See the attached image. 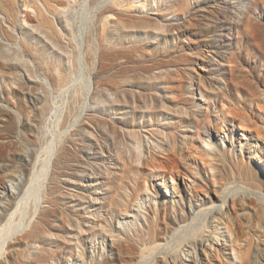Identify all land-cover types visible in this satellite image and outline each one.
<instances>
[{
    "label": "rangeland",
    "instance_id": "1",
    "mask_svg": "<svg viewBox=\"0 0 264 264\" xmlns=\"http://www.w3.org/2000/svg\"><path fill=\"white\" fill-rule=\"evenodd\" d=\"M55 69L62 88L49 83ZM37 96L48 110L34 128ZM92 107L117 120L80 136L112 159L109 197L94 208L115 215L122 183L148 191L139 221L162 246L104 262L107 242L88 239L78 250L96 253L77 262L47 235L34 243L56 250L47 264H264V0H0V114H11L0 126V264L28 249L60 143Z\"/></svg>",
    "mask_w": 264,
    "mask_h": 264
},
{
    "label": "bare ground",
    "instance_id": "2",
    "mask_svg": "<svg viewBox=\"0 0 264 264\" xmlns=\"http://www.w3.org/2000/svg\"><path fill=\"white\" fill-rule=\"evenodd\" d=\"M9 13L10 16H13L11 11H9ZM48 78L50 81L49 83L54 88H62L67 80V75L58 72L55 69L49 72ZM40 97L45 96H37L36 98L32 97V99H34L31 106L33 116L30 118V122L28 121L30 127L38 128L43 116L47 113L48 104L45 99ZM10 116L11 114L8 112L0 114V126L2 124L4 125V123L9 120ZM116 121L115 117L111 118L110 115L99 112L92 107L88 110L87 118L85 117L82 124L77 123L78 126H72L71 124L72 128L69 127V134L67 136L65 135V139L60 143L61 146L59 150L57 149L58 151L56 152L53 162L51 160L52 163L49 168V179L45 188L47 193V199L45 201L46 206L42 207L43 210H40L42 212L40 213L39 211V215L36 218L33 216L29 228L24 233V237L29 244L27 246L28 249L24 254L18 253L19 251L17 252L18 264H47L48 262L54 261L56 250L49 246L51 244H45L40 241L43 244L36 247L40 244H37L39 239L42 236L44 237L47 235L51 236V238L54 237L51 242L58 246L56 249L62 247L65 250V253L70 257L71 252L75 251L77 257H74L73 259L77 262L81 260L80 257L90 256L91 259L92 253H96L94 250L91 252V250L94 249L93 245L89 247L84 246L85 248L82 249L83 253L81 252V249V251L78 250L81 242L84 245V240L86 241L88 239L93 240L101 238L107 242L109 255L107 254L108 256H105L104 254V260H102L104 262L105 259L116 258V254L120 256L124 249H129L130 247L140 248L144 242H147L151 246V250H157L162 246V243H159L157 238H153L154 230L152 233L149 229H147L148 231L145 230L146 227H142V224H140L142 221H139L140 218H143L141 217V214H139L141 212V201L146 200L149 197L148 191H145L144 194L140 195H137V192L128 193V185L125 186L124 183L121 182L122 184H119L116 188L120 198L113 202L116 205L115 209L117 210L115 215L110 214L109 210L103 206H99V209L94 208L96 205L102 204L99 203L101 202V199L107 200L109 197L108 191L104 192L106 189L102 188V184L103 180L112 174L111 167L106 165L107 161L112 165V159H110L109 155L105 157L108 153L109 146L100 145L98 141H95L96 139H94V141L95 146L97 147V152H94L93 154H91L92 152H87V150H85L86 145L84 146V141H82V137L80 138V136H88L89 127H92L91 129H94L93 126L100 127L103 125L104 127L105 123L107 129L105 131H98L95 134L99 137L100 134L108 132V129H113ZM31 122L34 124L32 125ZM91 136L92 135L89 136L90 139H92ZM92 137L94 138V136ZM147 159L149 158H146L143 161H149ZM93 161L100 162L101 164L94 165ZM91 162H93V164ZM143 163L149 165V162ZM58 199H61L63 204L58 211L61 216L58 217L59 219L54 223V217H56L55 214L57 212H54V210H56L55 203ZM208 203L211 204L210 207H207ZM208 203L200 205L197 209L208 211L209 209L212 210L213 207L215 208L213 202ZM181 224L177 223L174 230L182 228ZM149 228L151 229V227ZM34 243L37 245H34ZM194 245L197 250L207 246V244L200 239L195 240ZM192 259H195L194 254ZM171 263L175 264L176 262L173 261Z\"/></svg>",
    "mask_w": 264,
    "mask_h": 264
}]
</instances>
